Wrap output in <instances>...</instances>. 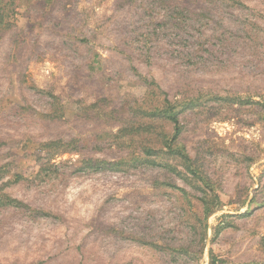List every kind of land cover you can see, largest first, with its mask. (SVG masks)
<instances>
[{
	"label": "rangeland",
	"instance_id": "1",
	"mask_svg": "<svg viewBox=\"0 0 264 264\" xmlns=\"http://www.w3.org/2000/svg\"><path fill=\"white\" fill-rule=\"evenodd\" d=\"M225 1L203 11L236 36L229 52L194 57L213 27L166 31L165 11L143 17L127 1L7 8L0 264H264V0ZM167 104L197 175L162 135L121 132ZM58 106L57 119L36 115Z\"/></svg>",
	"mask_w": 264,
	"mask_h": 264
},
{
	"label": "trees",
	"instance_id": "2",
	"mask_svg": "<svg viewBox=\"0 0 264 264\" xmlns=\"http://www.w3.org/2000/svg\"><path fill=\"white\" fill-rule=\"evenodd\" d=\"M25 1L30 0H0V41L3 38V34L1 33V30L4 25H6V17L8 15V9L12 10L22 4ZM124 2L133 3L139 6H142L143 17L144 16H152L153 14H157L159 11H165V20L163 22L167 26V30H171L173 32L175 31H181L183 33H188V29H194V25L192 26V23L196 24V27L200 28H211V34L206 35L205 38L201 37L198 38V41L195 42V46L193 47V41L191 43V47L189 48V52L187 57L191 56L194 57V55L198 56L199 53L205 52V51H212L214 55H216L219 52L228 51L230 48H227V42L230 40L235 39L236 36H228L227 32L225 34V31L223 30V26L220 23L219 20L215 19V16H212V14L208 13V11H203L204 9H207L209 5H215V7H226L228 6V2L225 0H202L200 2H194L193 0H123ZM199 11L201 13H199ZM190 18V22H189ZM187 28V30H186ZM153 32V31H152ZM150 32V33H152ZM151 35V34H150ZM182 35L176 36V38H181ZM171 39L173 36H171ZM197 39V38H196ZM192 40H195L193 38ZM196 41V40H195ZM227 43V44H226ZM24 44L18 43V52L17 55L9 56L8 57V63L13 64L16 61H20L21 57L18 54L21 49H23ZM192 59V58H191ZM15 69V68H13ZM21 83V80H20ZM167 102V100H166ZM62 111V107L56 108L53 110V114H36L41 119H49L54 120L60 117ZM111 113H115L114 111ZM139 116H142L135 125L131 126V128L125 127L121 128V132H137V133H146L151 138H156L159 136H163V148L167 149L168 153H173L178 155L179 158L187 165V170L190 173H193L195 175L198 174V170L196 166L194 165L192 159L190 158L189 154L185 152L184 150H181L178 144L179 136L183 129V122L181 120V112L177 111L175 109V106L173 104H167L166 106L162 107H155L153 110H150L149 112H140ZM45 117H44V116ZM41 120V121H43ZM162 121L164 124L172 127V132L170 135L162 134L163 132H159L158 129V122ZM168 136V137H167ZM63 141H50L47 146L49 149H58L60 145H63ZM157 150H155L152 147H149V149L145 150V153L147 155H152L153 153L156 154ZM61 152H54V155L60 154ZM70 153V152H68ZM140 158H137L139 160ZM148 161V159H146ZM206 185L209 187L208 180H204ZM2 189H0V206L8 207L10 206L9 197L6 196V194H1ZM208 198H203V208L204 213L207 214L210 212V205ZM214 263V262H213Z\"/></svg>",
	"mask_w": 264,
	"mask_h": 264
}]
</instances>
